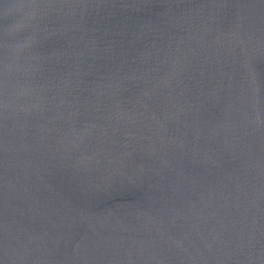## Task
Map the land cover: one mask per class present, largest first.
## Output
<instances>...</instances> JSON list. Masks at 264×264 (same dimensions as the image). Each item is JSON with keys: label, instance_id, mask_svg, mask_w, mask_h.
Returning <instances> with one entry per match:
<instances>
[{"label": "water", "instance_id": "obj_1", "mask_svg": "<svg viewBox=\"0 0 264 264\" xmlns=\"http://www.w3.org/2000/svg\"><path fill=\"white\" fill-rule=\"evenodd\" d=\"M0 264H264V0H0Z\"/></svg>", "mask_w": 264, "mask_h": 264}]
</instances>
